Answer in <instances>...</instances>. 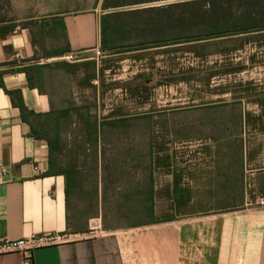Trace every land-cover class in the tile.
<instances>
[{
	"label": "crops",
	"instance_id": "1",
	"mask_svg": "<svg viewBox=\"0 0 264 264\" xmlns=\"http://www.w3.org/2000/svg\"><path fill=\"white\" fill-rule=\"evenodd\" d=\"M102 3L99 0L94 6L91 0L76 1L70 7L59 6L47 20L27 25L6 14L0 0V241L35 235L66 236L67 240L59 244L36 249L34 264H264V205L259 203L264 187L256 201L245 198L241 209H236L237 201L217 207L229 212L214 218L213 255L199 246L201 242L191 239L196 235L190 234L184 220L104 231L92 227L70 229L67 181L60 171L49 174L51 157L59 163L58 170L81 168L90 166L92 158L101 162L103 153L115 148L117 152L112 154L127 162L128 178L134 180L128 184V192L133 195L128 204L133 208L140 202L136 194L150 185L153 169L154 209L159 218L157 138L155 134L154 138L149 136L150 128L155 127L134 123L126 132L121 126L105 125L102 129L106 136L95 141L88 138L82 115H97L98 123L103 118L87 106L78 107V98L74 97L77 64L83 67L118 55L114 49L102 47L101 21L110 13L102 9ZM68 55L76 58L48 61ZM122 132L125 137H133L111 144L110 135L122 139ZM96 144L97 155L93 148ZM187 162L180 164L183 185L192 183L199 188L198 193H206V189L201 191L205 187L198 170L201 164L189 175ZM169 169L165 173L170 194L167 205L181 209L173 194L174 174L179 170L174 166ZM258 176L264 181V172ZM74 186L70 193L73 202L79 188L77 183ZM99 193L101 197V188ZM122 202L119 200V205ZM98 208L102 209L101 200ZM191 243L199 246L196 257L184 253ZM0 264H22V255L0 254Z\"/></svg>",
	"mask_w": 264,
	"mask_h": 264
},
{
	"label": "rangeland",
	"instance_id": "2",
	"mask_svg": "<svg viewBox=\"0 0 264 264\" xmlns=\"http://www.w3.org/2000/svg\"><path fill=\"white\" fill-rule=\"evenodd\" d=\"M76 1L83 0H3V6L10 17L36 25L59 6L70 7ZM91 1L94 6L99 3ZM142 1L109 11H132L131 19L149 22L148 30L156 33L169 18L185 19L182 4L193 0ZM255 1L264 5V0ZM119 47L123 52L110 59L76 65L75 102L99 112L101 118L123 117L130 125L150 123L155 127L158 219L184 220L190 234L196 235L191 239L213 255L214 218L229 212L217 207L237 201L236 209H241L245 198L256 201L264 187L263 179L258 178L264 172V31L177 45L168 39L134 40ZM125 136L123 132L122 139L110 135V143L133 137ZM112 152L106 157L118 159ZM183 161H189L185 166L190 165L189 175L201 164L198 170L205 184L201 191L207 192L198 193L199 188L185 183L183 189L191 199L180 204L181 210H174L167 205L170 194L165 173L171 166L180 170ZM96 223L103 230L101 217L79 215L71 220L70 229H89ZM199 246L191 243L184 253L196 257Z\"/></svg>",
	"mask_w": 264,
	"mask_h": 264
},
{
	"label": "trees",
	"instance_id": "3",
	"mask_svg": "<svg viewBox=\"0 0 264 264\" xmlns=\"http://www.w3.org/2000/svg\"><path fill=\"white\" fill-rule=\"evenodd\" d=\"M144 2L142 0L131 2L103 0L102 9L111 10ZM198 5L199 7H197ZM182 6H184V12L187 14L185 19L179 17L174 19L173 17L170 21L169 18V23L167 25L162 24L163 27H159L156 33H151L148 30L149 22L131 19V15L134 14L131 13L132 11L109 13L101 21L102 47L114 49L116 53H120L123 52V49L119 47L120 45L133 42L134 40L150 42L155 38L160 41L168 39L172 42V45H177L178 43H202L264 31V5L257 4L255 0H193L183 3ZM164 34H166L165 37H163ZM24 70L28 71L29 69ZM82 118L87 125L86 134L88 138H93L95 141L105 135L103 133L105 131L102 129L105 125L112 128L121 126L126 129V132L129 129V123L123 117L103 118L100 123H98L97 115L88 113L87 115H82ZM151 130L150 128L149 136L154 138L156 135L155 130ZM93 148H95L94 153L97 155V144ZM53 149L54 147L51 144V153ZM142 165L144 163H141ZM151 165L153 166V163ZM84 166L58 170L59 163L52 157L50 159L49 174L60 171L67 181L69 226L73 217L76 218L79 215L87 219L101 217L103 230L139 227L172 220L163 219L161 221L155 217L153 169H150V185L142 188L140 194H136L140 202L136 205V208H133L132 204H128V201L133 197L132 193L128 192V184L134 183V180L128 178L129 172L126 169V161L121 157L116 160L108 159L103 153L101 162L92 158L91 165L88 167ZM142 169L145 172L149 170L148 168ZM182 181V173L179 170V173L174 174L173 181V194L177 203L187 202L191 199L188 191L183 189L184 182ZM76 183L79 187L77 190L78 197L73 202L70 193ZM262 195H264V192H262ZM99 198H101L102 209L98 208ZM119 200L123 201V205H119Z\"/></svg>",
	"mask_w": 264,
	"mask_h": 264
},
{
	"label": "built area",
	"instance_id": "4",
	"mask_svg": "<svg viewBox=\"0 0 264 264\" xmlns=\"http://www.w3.org/2000/svg\"><path fill=\"white\" fill-rule=\"evenodd\" d=\"M259 203L264 205V198L259 199ZM93 230H102L101 225L96 223ZM67 240L66 236L51 235H35L29 238H23L15 241H0V254L19 253L22 255V264H34L33 252L44 246L56 245L61 241Z\"/></svg>",
	"mask_w": 264,
	"mask_h": 264
},
{
	"label": "water",
	"instance_id": "5",
	"mask_svg": "<svg viewBox=\"0 0 264 264\" xmlns=\"http://www.w3.org/2000/svg\"><path fill=\"white\" fill-rule=\"evenodd\" d=\"M76 58L75 55H68V56H63V57H59V58H51L48 61L49 62H53V61H59V60H74Z\"/></svg>",
	"mask_w": 264,
	"mask_h": 264
}]
</instances>
